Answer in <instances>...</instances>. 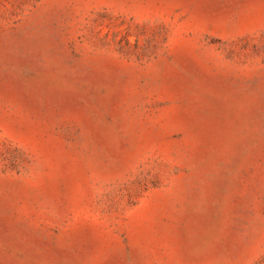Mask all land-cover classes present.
<instances>
[{
  "label": "rangeland",
  "instance_id": "374dc122",
  "mask_svg": "<svg viewBox=\"0 0 264 264\" xmlns=\"http://www.w3.org/2000/svg\"><path fill=\"white\" fill-rule=\"evenodd\" d=\"M0 264H264V0H0Z\"/></svg>",
  "mask_w": 264,
  "mask_h": 264
}]
</instances>
